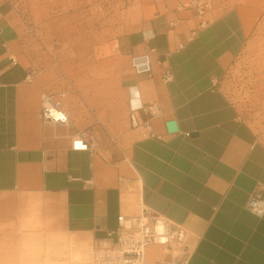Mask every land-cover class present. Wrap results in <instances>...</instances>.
I'll return each instance as SVG.
<instances>
[{"label":"crops","instance_id":"obj_1","mask_svg":"<svg viewBox=\"0 0 264 264\" xmlns=\"http://www.w3.org/2000/svg\"><path fill=\"white\" fill-rule=\"evenodd\" d=\"M187 1L140 4L118 71L129 127L108 140L88 139L72 120L43 121L50 92L16 59L0 20V264H47L58 238H116L135 202L137 215L147 209L193 235L186 264H264V215L248 208L264 190V139L220 84L264 0H214L203 17ZM151 102L162 107L152 120L160 138L131 126L130 112ZM78 134L90 149H73ZM146 254L161 263L175 247Z\"/></svg>","mask_w":264,"mask_h":264},{"label":"rangeland","instance_id":"obj_2","mask_svg":"<svg viewBox=\"0 0 264 264\" xmlns=\"http://www.w3.org/2000/svg\"><path fill=\"white\" fill-rule=\"evenodd\" d=\"M143 1L0 0V20L14 56L44 91L62 102L88 139L108 140L129 127L119 86L120 49ZM220 84L264 139V15ZM140 212L137 202L128 210ZM193 243L192 234L174 243L175 256L183 257ZM55 248L56 259L47 264H73L80 251L90 259L94 253L92 241L75 238H58Z\"/></svg>","mask_w":264,"mask_h":264},{"label":"built area","instance_id":"obj_3","mask_svg":"<svg viewBox=\"0 0 264 264\" xmlns=\"http://www.w3.org/2000/svg\"><path fill=\"white\" fill-rule=\"evenodd\" d=\"M213 1L188 0L187 3L198 11L200 17H203L212 6ZM172 77L173 74L170 69L163 71L165 81H170ZM139 111H144L147 117L141 118ZM161 112L162 107L158 102H151L133 109L130 112L131 126L141 129L142 134L146 137L160 138L154 131L152 120L158 117ZM41 116L43 121L49 123L68 124L71 122L69 111L51 93H43L42 95ZM186 135L189 136L190 133ZM72 147L76 150L91 148L83 134L74 137ZM248 208L257 216L264 215L263 189L252 194L248 201ZM119 222L116 238L108 237L95 241L93 264H151L148 262L146 254L148 246L161 245L166 251H169L174 243L182 244L187 235L183 227L173 226L164 216L151 215L147 209L139 215H120ZM187 254L183 257L175 256L170 260L154 264H186Z\"/></svg>","mask_w":264,"mask_h":264},{"label":"bare ground","instance_id":"obj_4","mask_svg":"<svg viewBox=\"0 0 264 264\" xmlns=\"http://www.w3.org/2000/svg\"><path fill=\"white\" fill-rule=\"evenodd\" d=\"M57 114L59 115L60 113L58 112ZM129 196H130V194H128V192H126V195L124 196V203L126 205H129L130 204V202H129ZM81 242L86 243V241H81ZM84 246L86 248V245L85 244H84ZM69 262L70 261L68 260V262L66 264H69ZM71 262L73 264H93L94 263V259H93V257H91V259H90V257L87 254H84L82 251H80L78 253V257L75 258V259H72Z\"/></svg>","mask_w":264,"mask_h":264},{"label":"water","instance_id":"obj_5","mask_svg":"<svg viewBox=\"0 0 264 264\" xmlns=\"http://www.w3.org/2000/svg\"><path fill=\"white\" fill-rule=\"evenodd\" d=\"M168 126H169L170 131H176L178 129L176 122H169Z\"/></svg>","mask_w":264,"mask_h":264}]
</instances>
